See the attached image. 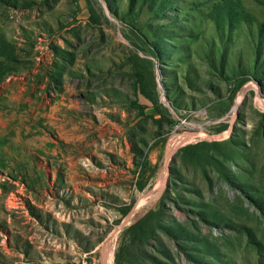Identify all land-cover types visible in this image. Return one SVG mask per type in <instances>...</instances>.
<instances>
[{
    "label": "rangeland",
    "instance_id": "obj_1",
    "mask_svg": "<svg viewBox=\"0 0 264 264\" xmlns=\"http://www.w3.org/2000/svg\"><path fill=\"white\" fill-rule=\"evenodd\" d=\"M0 264H264V0H0Z\"/></svg>",
    "mask_w": 264,
    "mask_h": 264
}]
</instances>
